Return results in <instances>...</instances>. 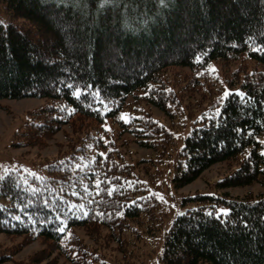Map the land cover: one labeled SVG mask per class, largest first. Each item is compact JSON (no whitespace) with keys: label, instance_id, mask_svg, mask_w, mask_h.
<instances>
[{"label":"trees","instance_id":"trees-1","mask_svg":"<svg viewBox=\"0 0 264 264\" xmlns=\"http://www.w3.org/2000/svg\"><path fill=\"white\" fill-rule=\"evenodd\" d=\"M2 1L0 101L48 100L30 111L27 145L70 132L41 171L1 178L0 233L69 264H114L112 242L130 259L159 230L164 264H264V192L226 191L264 187V0ZM197 90L212 99L191 110ZM225 162L237 167L224 193L188 197L196 205L165 222L144 175L167 166L184 187ZM221 204L227 217L208 214Z\"/></svg>","mask_w":264,"mask_h":264},{"label":"rangeland","instance_id":"rangeland-1","mask_svg":"<svg viewBox=\"0 0 264 264\" xmlns=\"http://www.w3.org/2000/svg\"><path fill=\"white\" fill-rule=\"evenodd\" d=\"M4 1L0 0V21L7 22L8 16L4 9ZM127 73V72H126ZM223 71H217V76H222ZM202 99V100H201ZM212 96L203 97L202 91H193L190 95L188 105L191 110L204 107ZM202 101L201 104L199 101ZM48 103L44 98L27 97L20 100L5 99L0 101V180L9 170L21 169L22 171L39 172L43 169L47 158L56 156L59 152L66 151L67 137L66 133L70 132V128L66 126L64 130L55 134L50 139H45L39 145H27L23 143V132L28 127L31 120V113ZM133 105H142L139 100H131ZM146 106V105H145ZM148 108L154 114L166 123L168 118L157 108ZM180 133H176L178 135ZM134 151L137 152V158L148 157L152 151L138 148L137 144L131 143ZM146 165V164H142ZM237 166L228 163H219L206 170L201 177L184 187H177L173 181L174 172L169 167H158L162 171L160 173L145 174L144 178L148 184L150 192L156 193V197L160 200L161 206L159 213H163L165 222L170 221L175 215L184 212L189 207L195 206L196 201H185L186 198L195 196L196 194L216 195L223 194L224 189L219 188L218 182ZM233 197H243L251 193L257 195L264 192V187L260 184L251 186L233 187L226 190ZM162 196L163 199L159 197ZM0 202H4L0 200ZM218 208H229L227 205L221 204ZM217 208V209H218ZM147 226V225H145ZM164 230H159L154 235L150 232H144L140 238V243L136 240L139 252L130 259L125 255V251L119 249L116 242H112L108 247V255L114 264H164L160 261L161 253V236ZM23 242L22 237L9 236L0 233V257L9 256L8 261L2 264H51L52 260L57 257L56 253L46 255V258L36 260L37 256L45 249L41 241H34L27 245L20 246ZM54 264H69L63 257L55 260Z\"/></svg>","mask_w":264,"mask_h":264},{"label":"snow or ice","instance_id":"snow-or-ice-1","mask_svg":"<svg viewBox=\"0 0 264 264\" xmlns=\"http://www.w3.org/2000/svg\"><path fill=\"white\" fill-rule=\"evenodd\" d=\"M104 3H114V0H102V5H103ZM161 3H164V0H161ZM257 50H259V49H257ZM213 67H214V66H213ZM68 87H69V88H72L73 86H72L71 84H69ZM84 91H87V89L85 88ZM80 94H81V89H80V88H77V89L73 92V95H75V96H77V97H79ZM231 94H232V93L229 92V90L225 89V91H224L222 97L220 98V99H221V102H225L226 99H227V97H229ZM235 94H236L238 97H240L241 99H244V98L246 97V94L242 93L240 90H235ZM219 111H220V110H217V115H219ZM123 116H124V114H122V117H123ZM238 131H239V129H238ZM261 143H264V141H261ZM261 154L264 155V149L261 150ZM249 155H250V154H249ZM96 183L99 184L100 181H97ZM152 195L155 196V195H157V194H156V193H153ZM159 198H160V199H163L162 196H160ZM231 211H232V210L229 209V208H218V209H216V210L214 211V213H213V212H209L208 214H209V215H213V214H214L217 218H220L221 216L227 217V216L230 214ZM178 215H179V214H178ZM244 223H245V226H247V222L245 221ZM59 230H60V231H64L65 229H64V228H60Z\"/></svg>","mask_w":264,"mask_h":264}]
</instances>
